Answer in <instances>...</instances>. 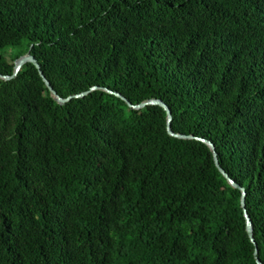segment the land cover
Wrapping results in <instances>:
<instances>
[{"label": "trees", "instance_id": "1", "mask_svg": "<svg viewBox=\"0 0 264 264\" xmlns=\"http://www.w3.org/2000/svg\"><path fill=\"white\" fill-rule=\"evenodd\" d=\"M12 52V55H7ZM0 264H264V0H0Z\"/></svg>", "mask_w": 264, "mask_h": 264}, {"label": "water", "instance_id": "2", "mask_svg": "<svg viewBox=\"0 0 264 264\" xmlns=\"http://www.w3.org/2000/svg\"><path fill=\"white\" fill-rule=\"evenodd\" d=\"M32 64L35 69L37 70L38 72V75L40 77V79L42 80V82L44 83L46 89L48 90V92L50 93V97L59 105H64L68 102H70L72 99H82L84 98L86 95H88L89 93L93 92V91H96L98 89H101V88H98V87H91L88 91L86 92H83V93H80V94H77V95H74V96H68L66 98H61L59 97L56 92L53 90V88L51 87L50 83L48 82V80L44 77L43 73L41 72V69H40V66L39 64L37 63V61L32 57V55H30V53H27L21 57H19L18 59H16L13 63V73L12 75L10 76H3L0 74V79L3 80V81H10L12 79H14L17 74L19 73V71L21 70V68L25 65V64ZM103 91H105L106 93L108 94H112L114 95L115 97L119 98L120 100H122L126 105L127 107L130 109V110H134V111H138V110H141L147 106H158L160 108L163 109V111L165 112L166 114V133L172 137V138H175V139H180V140H196V141H199L203 144H205L211 154H212V158H213V162H214V165L216 167V169L218 170V172L222 175V177L227 181V183L233 188V189H236L240 192V207L242 209V212H243V218H244V223H245V230H246V233H247V236L251 242V244L254 246V259H255V263L256 264H262L260 262V260L258 259V250H257V246H256V243H255V240H254V237H253V226H252V222H251V219L246 211V207H245V197H246V191L244 188L240 187L238 184H236L226 173L225 171L220 167L219 165V162H218V157H217V153L215 151V147L214 145L210 142V141H207L205 139H202V138H197V137H194V136H186V135H182V134H176L174 133L172 130H171V122H172V115H171V112L168 108V106L162 102L161 100H157V99H150V100H147V101H144L140 104H137V105H132L128 100H126L123 96H121L120 94L118 93H114V92H111L107 89H102Z\"/></svg>", "mask_w": 264, "mask_h": 264}, {"label": "rangeland", "instance_id": "3", "mask_svg": "<svg viewBox=\"0 0 264 264\" xmlns=\"http://www.w3.org/2000/svg\"><path fill=\"white\" fill-rule=\"evenodd\" d=\"M7 55H9V56L12 55V52H8Z\"/></svg>", "mask_w": 264, "mask_h": 264}]
</instances>
